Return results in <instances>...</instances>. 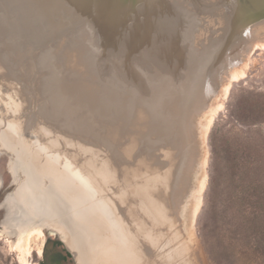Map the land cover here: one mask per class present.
<instances>
[{"label":"rangeland","instance_id":"374dc122","mask_svg":"<svg viewBox=\"0 0 264 264\" xmlns=\"http://www.w3.org/2000/svg\"><path fill=\"white\" fill-rule=\"evenodd\" d=\"M254 17L264 31V0H0V264H95L77 232L95 211L135 218L130 264H264L263 34L182 129L203 77L243 49L226 46L232 26ZM169 42L181 68L155 52L148 80L142 56Z\"/></svg>","mask_w":264,"mask_h":264},{"label":"bare ground","instance_id":"6f19581e","mask_svg":"<svg viewBox=\"0 0 264 264\" xmlns=\"http://www.w3.org/2000/svg\"><path fill=\"white\" fill-rule=\"evenodd\" d=\"M254 19H255V17L253 19H251L250 21L245 20L241 24H236V25L232 26L230 34H229L227 41H226V46H232V44L237 42L239 39H244L246 41L243 44L244 47L242 46L243 49L238 50L237 52L234 53V55L232 57H229L228 63L223 64L222 66H220L219 64H216L211 70L208 71V73L203 77V79L200 81L199 85L195 89L194 94L191 97L189 105H188L187 110L185 112L186 114L183 117V123H182L183 133L187 139H189V137L191 135H193V134H191L192 132L190 129L191 118H193V114L196 111H201L202 113L206 114V116L210 115V113L214 110V106H212L211 103L207 102L208 99H212L213 101H215V103L220 102L221 97L223 96V94L226 90V87L229 84V79L232 77V75L237 70H239L238 68H240L245 61L244 57L246 56L245 55L246 46L249 45L252 40H255V39L257 40V39L261 38L262 37L261 34H263V36H264V33H263L264 31H254V32L252 31V32H250L249 28H250V25L252 24V21ZM259 36H261V37H259ZM144 37L148 38L149 42H151V39H152L151 37H149V36H144ZM150 44L152 46L153 43H150ZM174 46H175V44L172 42H169V44H163L161 46L158 45L156 48L149 50L147 52V54H144V56H142L144 58V62H145V64H144L145 70L148 71L147 72L148 74L145 73L148 80L151 81L152 80L151 77L153 76L151 71L153 70L154 64L152 65V63L149 62V60H153L151 54L155 55V52H156V55H162V56L167 55V57H169L168 54L172 53V52H170L171 51L170 48H172ZM72 47H73V43H72V46L70 48L73 50V48L75 46L73 48ZM81 49H82V51L84 50V48H81ZM92 49L95 50L94 47ZM91 53H92V50H91ZM240 57H243V60H241ZM147 58H148V60H147ZM164 61H165L164 65L167 66L168 60L165 59ZM137 63H136V65H137L136 67H139V68L143 67V65L140 66L139 63L138 64ZM139 68H137V69H139ZM142 70H144V69L142 68ZM139 77H140L139 80L142 83V85L139 86V89H137V86H135L134 89L142 91L143 90L142 87H150L151 86V84H149V81L147 79H145L144 76L140 75ZM121 81H123V80H121ZM143 92H144V90H143ZM143 92H141V93H143ZM184 143H186V141ZM187 146H185V147H187ZM195 148H197V147H195ZM187 149H191V148L188 147ZM196 150L197 149H195V151ZM185 153L188 154L187 151ZM187 157L190 158L188 155H187ZM82 171H84V170H82ZM183 179H184V175L182 176V180ZM85 180L87 181V178L84 179L82 183H84V185L86 187H84V189H83L84 191H81V192L83 195H86V196L89 195V198H91L92 195H94V193L91 190V188L85 184ZM93 182L94 181H92V183ZM90 183H91V181H90ZM182 183L183 182H181V184H180V188L182 186ZM75 190H76V188H75ZM98 213L96 211L93 213L87 212L86 213L87 217L85 216L82 219L83 222H85V224L83 225L81 222V225H83V226L79 230L77 229L78 231L76 230L78 233H80V237H83L82 241L83 242L86 241L89 243L87 255L91 254V256L93 257V259L95 261V264L99 263L101 261V259L102 260L103 259L109 260V262L107 261L108 264H110V263L111 264H130V262L133 261L135 256H136V258L137 257L140 258V255L142 254L141 253L142 250L137 243H141V241L139 240V242L136 243L135 234L137 233V231L134 229L135 224H136L135 218H133V216H131L130 219L129 218L127 219V222L121 223L123 227H125V225H127L129 223L131 224L132 229H130V232L127 231L129 234L125 233L128 235L127 236L128 238H127L126 235H123L124 234L122 232L123 227L121 226V224L119 225L118 223H114V222H118L119 220L118 221L112 220V222L114 224H111L110 220L108 219L109 217L107 216V214L102 213V212L99 214ZM114 213H115V211H114ZM127 217H128V215H126V218ZM108 221H109V223H108ZM118 226L120 227V229ZM108 231L110 232V234L112 233L111 236L109 234L110 239H107V237H106V232H108ZM107 236H108V233H107ZM125 237L127 238V240L125 239ZM137 237L139 238V236H137ZM127 246H129V249L127 248ZM89 247H90L91 252L89 251ZM40 252L41 251H39V253ZM23 253H26V252L23 251ZM75 257H76V263L77 264H85L86 256L84 255L83 252L80 255L75 254ZM181 257L183 258V256H181ZM198 261H200V259L197 260V262ZM134 262H136V261H134Z\"/></svg>","mask_w":264,"mask_h":264},{"label":"water","instance_id":"95a60500","mask_svg":"<svg viewBox=\"0 0 264 264\" xmlns=\"http://www.w3.org/2000/svg\"><path fill=\"white\" fill-rule=\"evenodd\" d=\"M181 45H179L178 49H180ZM172 55V58H171V61L169 63H171V65L173 66L175 62H172V61H176L177 62V67L181 68L178 61L182 59V56H183V52H180L179 50H177V52H174L173 54H168V56H171ZM163 60H165V58L167 57V55H163ZM139 77V72L137 73H134L131 77L132 80L136 79ZM143 89L146 91L147 89H145V87H143ZM149 90V89H148ZM140 92V90H139ZM133 110V109H132Z\"/></svg>","mask_w":264,"mask_h":264},{"label":"trees","instance_id":"16d2710c","mask_svg":"<svg viewBox=\"0 0 264 264\" xmlns=\"http://www.w3.org/2000/svg\"><path fill=\"white\" fill-rule=\"evenodd\" d=\"M47 244H48V241L45 242V245H44V251L46 250ZM55 247L62 249V248H61V247H62V244H61L60 242L56 241V242H55ZM63 251H64V250H63ZM65 257H66V258H67V257L70 258L69 253L65 252V256H60L59 254H58L57 256L55 255L54 258H53L52 260H53L54 263H56V262L64 261Z\"/></svg>","mask_w":264,"mask_h":264}]
</instances>
